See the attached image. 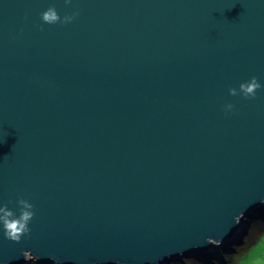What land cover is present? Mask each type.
Masks as SVG:
<instances>
[{"label": "water", "instance_id": "water-1", "mask_svg": "<svg viewBox=\"0 0 264 264\" xmlns=\"http://www.w3.org/2000/svg\"><path fill=\"white\" fill-rule=\"evenodd\" d=\"M263 209L264 0H0V264L203 257Z\"/></svg>", "mask_w": 264, "mask_h": 264}, {"label": "rangeland", "instance_id": "rangeland-1", "mask_svg": "<svg viewBox=\"0 0 264 264\" xmlns=\"http://www.w3.org/2000/svg\"><path fill=\"white\" fill-rule=\"evenodd\" d=\"M256 219L253 221L257 222ZM231 250L233 251L224 254L219 260L209 259L206 262L201 260L205 256H194L178 260V264H264V221L252 227L246 243L236 245ZM217 253L220 254V251Z\"/></svg>", "mask_w": 264, "mask_h": 264}, {"label": "clouds", "instance_id": "clouds-1", "mask_svg": "<svg viewBox=\"0 0 264 264\" xmlns=\"http://www.w3.org/2000/svg\"><path fill=\"white\" fill-rule=\"evenodd\" d=\"M42 18L49 24L55 23L60 20V17L57 15L54 8H49L47 12H44L42 14ZM72 19L73 16L66 17V20L64 22L70 21ZM260 87L261 84L259 83L258 79L253 76L249 81L242 82L239 85V93L237 92L236 88H230L229 92L233 96L242 93L245 97H255L256 90ZM232 107V104L226 105L227 109H231ZM20 203L26 204L27 208L33 209V205L27 204L26 201H24L23 199L20 200ZM9 216H12V213L10 211L6 213V216L4 218V227L6 229L5 236L10 240L19 241L21 234L29 231L28 222L33 218L34 212L22 210L20 216L15 219H7V217ZM24 255L26 257H29L28 252H25ZM31 258L35 259V257ZM93 264H95V261H93Z\"/></svg>", "mask_w": 264, "mask_h": 264}, {"label": "trees", "instance_id": "trees-1", "mask_svg": "<svg viewBox=\"0 0 264 264\" xmlns=\"http://www.w3.org/2000/svg\"><path fill=\"white\" fill-rule=\"evenodd\" d=\"M256 215H257L256 218L258 219V221H257V222H254V221L252 220V222L248 225V228H247V230L245 231V234L242 236V238L239 240V242H237V243L234 244V245L227 246L226 248H221V249H219L220 254H218V253L216 252V253L211 254V255H206L205 258H204V259H201V260L206 261V262H207L209 259H211V260H219L220 257H222L224 254H227L228 252L233 251V250H231V248H233L234 246H236V245H242V244L246 243L247 236L250 235V232H251L252 227H253L255 224H258V223L264 221V209L261 210V211H259V212H257ZM257 219H256V220H257ZM253 222H254V223H253ZM193 257H194V256H193ZM205 259H206V260H205ZM178 260H183V259H175V260H171V261H170L169 263H167V264H178ZM210 263H212V262H210ZM37 264H49V263H37ZM52 264H53V263H52ZM212 264H214V263H212Z\"/></svg>", "mask_w": 264, "mask_h": 264}]
</instances>
